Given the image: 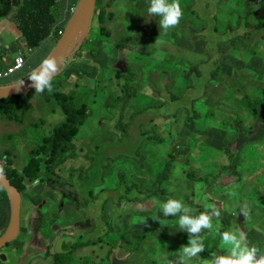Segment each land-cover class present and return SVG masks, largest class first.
Masks as SVG:
<instances>
[{
    "label": "rangeland",
    "instance_id": "obj_1",
    "mask_svg": "<svg viewBox=\"0 0 264 264\" xmlns=\"http://www.w3.org/2000/svg\"><path fill=\"white\" fill-rule=\"evenodd\" d=\"M241 1L181 0L187 27L176 29L172 36L166 39L155 36L151 27H148L136 59L131 61L126 53H118L117 65L109 70H99L92 85L88 83L89 86L81 85L78 80L80 87L72 90L75 76H70L65 82L60 71L66 63L59 68L53 79V85L62 88L64 92L75 91L77 102L85 103L88 111L91 112L78 135L67 147H72L85 156L87 163L92 166L88 184L93 187L92 195L97 200L103 201L100 208L92 205V208H95V217L90 215L89 220L83 210L67 211L66 205L63 206V212L48 217L46 241L55 234L57 225H70L66 234L73 239L75 237L104 239L103 242L91 245L90 249L87 246L75 251L69 257L70 264H98L97 262H100L105 254H108V257L102 264H110L112 261L110 256L113 253L120 257L118 262L126 261L125 264H167L166 260H175L179 248L186 245L188 239L184 232L179 230L178 225L173 224L178 217L163 216L160 205L169 198L147 197L142 192L143 184L156 179L157 169L162 166L165 158H169L172 154L176 155L174 168L178 173L179 183L174 195L182 197L183 199H178L196 209L197 214L200 211L196 206L200 207V204L194 202V194L210 199L211 205L220 215L216 207V205L220 206L217 200L224 201L220 224L226 225L230 230L229 233L237 237L241 234L247 239L263 236L259 238V250L260 254L264 255V138L254 144L241 146L236 160L232 163L227 151L230 143L214 145L209 127L205 132L198 131L202 129L200 124L208 111V108H204L206 104L215 108L231 109L226 102L224 88L217 86L215 80L205 73L207 67L222 62L224 72L236 75L238 69L253 68L260 63V72L264 73V58L260 55L250 57L248 54L253 50L251 44L233 40L223 44L224 49H220L208 36L216 27L217 31L214 33L216 40L229 35L227 28L239 19V13L233 12L232 6L239 5ZM251 1L262 5L258 6L260 10L256 13L258 19L264 15V0ZM145 4V0L116 1L113 6L115 16L112 26L115 38L126 33H135L138 25L136 9L142 10ZM100 6L99 0L92 19ZM15 12L16 10L2 19L0 26L7 22L15 24ZM53 12L58 16L57 6L53 8ZM183 20L184 18L181 23ZM91 28L88 26L85 34L77 40L76 46L90 31L92 38L94 30L99 31L100 23L96 17ZM230 33L231 38L237 33L244 34V29L230 30ZM17 34L8 28H0V47L4 43L13 45V48L7 51V57L3 58L0 53L2 70L8 67L12 59L14 60L13 49L18 43L19 49L25 50L26 44L20 29ZM111 40L112 38L105 39L109 42ZM56 42L55 36L51 35L37 50L46 51L56 45ZM103 47L102 53L105 55L108 46L104 44ZM93 48L88 40L82 46L85 50ZM70 61L71 59L68 58L65 62ZM119 67L123 69L122 75L118 74ZM79 68L83 76L89 73L88 68L82 66ZM163 71L169 72L167 78L163 77ZM111 79H114V82L107 85L106 94L104 92L106 87L103 84L106 81L110 82ZM8 80L11 82L10 78ZM0 83H6V80H0ZM166 83L170 86L169 91L166 89ZM244 84L246 83H242L241 86L243 87ZM1 86L3 85L0 84ZM141 86L147 87L148 91L139 90ZM172 95H177L179 99L173 100ZM48 97L52 95L45 90L28 99L29 104L32 105L31 111L34 116L32 120L39 121L38 118L44 120L43 125L39 127L44 136H49L51 129L65 118L60 108L54 112L40 109L52 108V104L45 101ZM258 116V122L261 124L264 119V108L259 110ZM157 117L159 120L168 121V125L164 124L160 136H164L168 146L173 147L174 150L158 144ZM185 120L187 125L182 133ZM22 126L25 127V123L18 124L11 120L3 123L0 120L2 130L13 132L0 134V167L8 173L12 185L21 190V199L28 203L40 202L43 199L40 186L46 183L56 187L59 193L65 194L66 199L79 209L80 204L74 196L78 192L87 191L88 188L80 189L81 185H72L71 179L60 177L69 183L64 184L54 174L40 173L33 167L31 152L44 150L40 145L43 140L38 139L34 134L19 131ZM260 128L257 126L255 129ZM28 130L32 131L30 127ZM105 134L109 148L101 153L98 148L103 147ZM256 134L257 131L247 134L240 129L238 139L232 143L237 145L235 152L240 143L247 139L252 140ZM73 163L75 162L69 159L62 164V168L70 169ZM27 167L30 169L27 170ZM209 175L216 178L204 185L202 178ZM195 187L198 190L194 189ZM5 191V187L0 183V192L5 193ZM5 194L9 199L7 192ZM234 201L238 208L234 206L227 211V205ZM98 203L100 201L96 202ZM245 203L249 206V215L242 220L240 208ZM206 204L209 205L210 202ZM10 206H12L11 202ZM86 212L89 214L90 209H86ZM11 213L12 211L8 215L7 226L0 229V234L9 230ZM62 214L64 215L61 216ZM159 220L163 222L160 223ZM37 221H44L40 207ZM73 221H76V224L73 225ZM89 221L93 223L97 221L99 224L93 227ZM52 222L55 224L50 227L49 224ZM15 240L16 237L11 242ZM61 240L56 246L57 249ZM216 242L218 252L215 255H227L231 245L225 244L223 240L218 243L217 238ZM37 245L44 247L41 243ZM158 252L162 254L159 258L155 257ZM5 263L13 264L12 261ZM191 264H200V260L194 258Z\"/></svg>",
    "mask_w": 264,
    "mask_h": 264
},
{
    "label": "trees",
    "instance_id": "obj_2",
    "mask_svg": "<svg viewBox=\"0 0 264 264\" xmlns=\"http://www.w3.org/2000/svg\"><path fill=\"white\" fill-rule=\"evenodd\" d=\"M78 1L79 0H0V20L7 17L9 14L13 13L16 10V12L14 13L16 26L18 30H21L23 41L25 42L26 47L31 48L32 51L29 53L32 54L35 52V50L39 51L37 50V48H39L42 42L47 40L51 35H54L56 40L60 37L58 31L65 27L71 15L74 13V8H76ZM113 1L114 0H103V6L99 14V21L101 22V26L98 32L94 30L93 38L91 37V20L89 27L91 28V31L83 39L84 42L88 40L90 44L94 46L93 49H90L91 51L95 50L96 44L99 41L104 40V36L108 32V29L104 22H108L113 19L114 14L109 11V7L112 5ZM145 1L146 4L144 6V10L136 18L138 22L137 35H126V41H130L131 39L135 38L136 44H140L143 41V36L147 32L148 27H151L154 35L160 34L163 35V37L166 39L170 35V33H174L176 29L188 26V23L185 21V10L181 5V0H179L183 10L182 19L184 18V20L182 21V23L180 21V24L178 26L170 29L167 33H164L163 31L160 32L158 25L159 17H152L151 15H149L147 11L149 7V0ZM56 6L58 16H55L53 12V8ZM258 6L262 5L254 3L251 0H242L239 5L232 6L231 10L233 12L239 13V19L238 21L232 22L229 25V28H227L229 35L216 40L214 34L217 31L216 27V29H213L208 34L210 40L216 42L220 49H224L223 44L225 43L233 40H241L247 44H251V46L253 47V50L248 53L250 57H258L260 55L264 58V15H261L258 19L256 18V13L260 11ZM185 24L187 25L185 26ZM240 28L244 29V34L237 33L230 38V30L237 31V29ZM117 47H120V45L117 44ZM237 71L239 72L236 75L224 72L222 62L217 63L214 66H209L205 70V73L208 74V76H210L213 80H215L217 86H222L224 88V92H226V102L231 107V109L227 110L224 108H215L206 104L204 108H208V111L206 112L205 116L202 119V123L200 124L202 126V129L198 130L202 131L209 125H212L222 136L228 135V143L230 144L227 147V151L229 153V160L232 163L236 160V156L241 146L254 144L256 141L262 140L264 138V119L262 120L261 124H259L258 122V112L261 108H264V73L261 74L260 72V63H257L253 68L243 67L238 69ZM17 72L10 77L0 79L6 80V83H0L3 85L1 87H7L14 80H17ZM72 72L73 71L71 69L64 70V72L62 73L63 78L68 76ZM162 73L163 77L165 78H167L169 75L168 71H163ZM118 74L121 75L119 72ZM8 78L11 79V82H9ZM25 79L26 77L24 78V80ZM63 80H65V78ZM242 83L246 84H244L242 87ZM169 88L170 86L168 85V83H166L167 91H169ZM34 94H36V92L35 90H32L27 95H14L11 98L0 99V120L7 118L12 122H25V128L27 132L29 134L33 132L34 128L37 125H42L43 123V120L41 118H38L39 121L32 120L34 118L31 111L32 105L29 104L28 99ZM50 94L52 95V97L46 98L45 101L52 104V108H60L63 111L65 118L63 121L57 123L53 127L51 135L46 138L45 151L42 150L38 152H31V162L33 163V167H35L38 171L55 169L73 155V148L67 147V145L73 140L75 136L78 135L84 121L91 114V112L88 111L87 105L85 103L77 102L75 93L73 92L53 90ZM172 99L177 100L179 99V97L177 95H172ZM221 109L225 111H220ZM158 121V133L156 138L158 139L157 142L159 145H165L168 147L166 138L164 136H160V133L164 130V124L167 125V123L165 120L158 119ZM257 126H260L261 128L258 130L255 129ZM29 127L32 131L28 130ZM240 129H243L247 134H253L255 131H257V134L253 137L252 140L247 139L244 142L240 143L239 148L235 152L237 145H232V143L238 139ZM54 145H56L57 147H62L63 149H59L57 151L61 156L60 159L55 163H51L49 161V156ZM107 146V143H104L103 147L99 149L103 150V148ZM42 156L44 157L40 159ZM174 160L176 161L175 154H172L169 158H165L162 166L157 169L156 179L143 184L142 187L144 191L142 192L145 196L182 198L180 196L174 195V191L179 186V183L177 181L178 173L174 168ZM26 169L29 170L30 168L27 167ZM230 169H232V167H230ZM230 173H232V170L230 171ZM188 176H190L189 173ZM213 178L216 177L211 175L203 177L202 179L204 180V185ZM194 189L198 190L197 187H195ZM5 193L0 192V201H6L7 205L9 206L10 200ZM196 195L197 194H194V202L200 204V207L196 205L193 206H196L200 212H205L207 210L206 202H210L211 204L212 201L206 197ZM98 200L100 201V203L95 205L97 208H100L103 205V201L100 199ZM83 207L87 208L88 204L83 205ZM216 218H220V214L214 216L212 221ZM159 222L162 223L163 220H159ZM98 224L99 223L95 221V225L98 226ZM173 224L178 225V220L173 221ZM57 228L60 231L63 227L57 225ZM214 233V224L211 230H207L201 233V237L203 239L205 247V249L200 254L201 259H212L213 254L215 255L218 252L216 238L218 240V238L220 237V232H218L217 234L215 233L216 236L213 235ZM184 234L188 237V233L184 232ZM103 241L104 239L102 237H83V239H75L72 247L69 246L66 249V253L71 254L73 251L75 252L80 248L91 246ZM245 242L248 246H255L258 250L260 248L259 242L254 240L253 238H245ZM159 261H161V259Z\"/></svg>",
    "mask_w": 264,
    "mask_h": 264
},
{
    "label": "flooded vegetation",
    "instance_id": "obj_3",
    "mask_svg": "<svg viewBox=\"0 0 264 264\" xmlns=\"http://www.w3.org/2000/svg\"><path fill=\"white\" fill-rule=\"evenodd\" d=\"M98 2L99 0H96L95 8H97ZM100 2H101V6L97 9L95 17L97 18V21L100 23V26H101V22L99 21V14L101 12L103 0H100ZM143 10L144 8L142 10L136 9V18L141 14ZM109 11H111L115 16V13L113 10H109ZM114 16H113V19H114ZM111 21L104 22L108 29V32L105 34L106 38H112V35H113V31L111 30ZM137 30H138V25H137V28L134 34L126 33L125 36L126 35L135 36L137 35ZM172 34L173 33H170V35L167 38H170ZM155 36L164 38L163 35H160V34L155 35ZM142 42L140 44H136V47H139L142 44ZM115 46H117L116 43H115ZM67 81L68 80L66 79L65 82ZM53 87H54L53 90H60L59 87H56L54 85ZM106 90L107 89L105 88L104 91L107 94ZM40 109L41 110L45 109V110H48L49 112H54L58 108H40ZM1 121H3V123H8L10 122V119L4 118ZM22 123H25V122H21L18 124H22ZM43 123H44V120H43ZM42 125H37L34 128V131L30 134H34L38 139L41 138L43 140V142L40 145L44 148V151H45L46 138L51 135L53 128L51 129L49 136H44L41 134V130L39 129V127H41ZM19 131L27 132L24 126H22ZM12 133L13 132L4 131L0 128V134H12ZM103 143H107L106 134H105ZM108 148L109 146L104 147L103 150H100L99 148L98 149L101 153H103ZM59 149H63V148L57 147L56 145H54V147L51 149V154L49 156V161L51 163H55L57 160L60 159L61 156L57 152ZM73 152H74V155L70 159L73 162H75V165H72L70 169H63L61 166H58L55 169L41 170L39 172L40 173H51L52 175L54 174L55 176H57L56 178L64 184H69V183L61 178H65L68 180L71 178L72 185L79 184L81 185L80 189L88 188L87 191L78 192L74 196L75 200L80 204V208L76 209L75 206L66 199L67 196L63 193H59L56 187H52L50 185H47L46 183L41 185L40 188L42 189V192H43V199L40 202L33 201L32 203H28L21 199L20 220H19L20 231L18 235L16 236V240L14 242L10 241L5 246L0 247V264H6L5 261H12L13 264H32V263L70 264L69 257H71L75 252L73 251L71 254H67L66 249L69 246L72 247L73 242L75 241V239H78V238L75 237L73 239L71 236H68V234H66V230H68L71 227L70 225H66V226L60 225L63 228L60 231L58 230V228H56L55 234L50 236L49 240L46 241L47 234H45V230L47 229V226L49 223L48 217H51L60 212H63V206L66 205L67 211H70L71 209H75L78 212H80L81 210H83L85 214H87L86 218L89 220L90 215H93L95 217V208L93 209L92 205L95 206L96 202L99 201V200H96L95 197L92 195L93 187L90 184H88L90 177H91L92 166L89 163H87L88 160L86 159V157L82 156L74 148H73ZM43 157L44 156H42L40 159H42ZM8 162H9V159L6 165H8ZM41 181H44V180H41ZM19 192L21 195V190H19ZM93 201H96V202L93 203ZM1 204L7 205V202L3 201L1 202ZM9 204H10V201H9ZM86 204H88V207L84 208L83 205H86ZM9 207L11 206L9 205ZM39 207L41 209V214L44 215L43 222L37 221ZM88 208L90 209L89 214L88 212H86V209ZM22 215H23L24 221L21 217ZM63 215L64 214H62L61 216ZM91 223L93 227H95V223L93 222ZM5 224H8V218ZM54 224L55 223L52 222L51 224H49V226L51 227ZM72 224L73 225L76 224V221H73ZM2 228L3 226L0 223V229ZM3 233H1L0 235H2ZM92 238H96V237H92ZM60 240L61 242L57 249L56 246ZM106 240L109 241V239H106ZM38 243L43 244L44 247H39L37 245ZM88 248L90 249L91 246H88ZM107 257H108V254H105L103 256V259H101V261L97 263H104L105 258ZM110 257L112 258V261L110 264H115L116 262L117 264L126 263V261H124L123 263L118 262L120 257L116 253H113Z\"/></svg>",
    "mask_w": 264,
    "mask_h": 264
},
{
    "label": "clouds",
    "instance_id": "obj_4",
    "mask_svg": "<svg viewBox=\"0 0 264 264\" xmlns=\"http://www.w3.org/2000/svg\"><path fill=\"white\" fill-rule=\"evenodd\" d=\"M147 11L152 17H159V29L164 33L178 26L183 17L179 0H149ZM60 62L55 56L45 58L37 68L27 75L30 86L35 89L36 93H43L45 90L49 93L53 91V79L59 71ZM24 83L23 79L16 85L18 91ZM73 164L75 165V163ZM59 166L62 167V164ZM2 172L3 169L0 168V174ZM160 209L164 217H178L179 230L188 233V243L182 245L175 255V260L169 259L167 264H191L194 258H199L200 264H264V255L259 254V250L255 246H248L243 234L237 237L229 232L222 233V240L225 244L231 245L227 255L213 254L212 259L200 258L201 252L205 249L201 233L213 228L215 219L213 221L212 219L218 215L213 205H207L205 212L197 214L196 209L188 206L181 199L169 198L161 203ZM240 212L247 217L249 206L245 203L240 208Z\"/></svg>",
    "mask_w": 264,
    "mask_h": 264
},
{
    "label": "crops",
    "instance_id": "obj_5",
    "mask_svg": "<svg viewBox=\"0 0 264 264\" xmlns=\"http://www.w3.org/2000/svg\"><path fill=\"white\" fill-rule=\"evenodd\" d=\"M116 1L117 0H114L112 2V5L109 7V10H113V6L116 3ZM102 6H103V4H102ZM64 19H65V16H64ZM93 19H92V22H93ZM1 20H0V24L3 21V20L2 21ZM113 20L111 21V30H112V26H113ZM0 28H8L10 31H12V32H14L16 34H17V31H19L17 26H16V23L12 24L10 22H7L6 24L1 25ZM21 36H22V34H21ZM124 37H125V34L120 36V37H118V38H115L114 37V33H113L112 40H111V42H109V41H105L106 37L104 36V40H101V41H99L96 44V47H95L94 51H91L90 49L89 50L82 49V46L85 43L84 41H82L79 44V46H76L74 49H72V54H70L63 61V63L60 65V67H61L64 63H66V65L60 71L61 74L64 72V70L71 69L73 71L71 74H69L68 76L64 77L65 80H66V78H67V80H69L70 76H72V75L75 76V78H74L75 84L73 85L72 90H76L78 87H80L78 82H77L78 80H80L81 85H86V86H89L88 84L92 85L93 81H94V79H95V77H96V75H97L99 70H101V69L102 70L103 69H108L109 70V69H112L113 66L117 65V63L119 61L118 58H117V54L118 53H121V52L126 53L129 56L131 61L133 59H136V55L139 54L138 50H139L140 46L136 47L135 39H131L130 41H126ZM115 43L120 45V47L115 46ZM104 44H106L108 46V51L105 52V55L102 53V49L104 48L103 47ZM54 45L51 48H49L48 50H46V51H42V50L36 51L35 50L34 53L30 54L27 51L26 47H25V50L19 49V43H18V45L15 46L14 49H13L14 52H15V57L20 51H23L25 53V58H27V57L28 58H27V61L25 62V67L17 72V74H16V79L17 80H14L10 85L9 84L8 85L11 86L12 84L19 83L25 77L27 79L28 78L27 75L33 69L37 68L41 64L43 59L50 57ZM12 48H13V45H9V44H5L4 43V45L0 47L1 56L4 58L6 56L7 51L12 49ZM26 53H27V56H26ZM47 54H49V55L46 56ZM15 57H14V60H15ZM68 58H70L71 61L70 62H65ZM7 60H9V59L7 58ZM14 60L12 59L11 62L8 63V66L13 64ZM80 66L89 69V73L86 76L82 75L81 70L79 68ZM119 69H120L119 73L122 75L123 69L121 67H119ZM65 80H63V81H65ZM113 82H114V79H111L110 82H108V81L104 82L105 84H103V86L106 87V89H107L108 88L107 85H109L110 83H113ZM53 89H54V87H53ZM60 90L63 91L62 88H60ZM139 90L148 91V88L145 87V86H141L139 88ZM70 92L75 93V91H70ZM101 123H102V121H101ZM166 123L168 125V121H166ZM186 125H187V123H186V120H185L184 126L182 127V133H184ZM208 127L211 129L212 142L214 143V145L221 144V143H228L229 142V136L228 135L222 136L218 132V130L212 125H209ZM208 127H206L204 130H202L200 132L207 131ZM170 150H174V148L171 147ZM142 189H143V187H142ZM142 191H144V189ZM228 200L231 201V199H228ZM217 201L220 203V206L216 205V207L220 211L221 215H220V218H216L215 219L214 225H215V232L216 233L220 232V239L217 240L218 242H220L222 240V233L230 232V230H229V228L226 225L220 224L221 223L222 212L224 210V201H219V200H217ZM1 202H3V201H0V223H1V225L3 227H6L7 224H5V222H6L7 218H8V215L10 214L11 207H9V206H7L5 204H1ZM225 202H226V200H225ZM235 204H236V201L229 203L227 205V211H229L230 208L236 206ZM21 217H22V219L24 221L23 215ZM244 218H246V217L242 215V220H244ZM226 228H227V230H226ZM213 235L216 236L215 233ZM253 237H254L253 238L254 240L260 242L259 238H261L263 236H257V237L253 236ZM206 255H207V253H206ZM160 256H162V254L160 252H158V254L155 257L159 258ZM166 262H167V260H166Z\"/></svg>",
    "mask_w": 264,
    "mask_h": 264
},
{
    "label": "water",
    "instance_id": "obj_6",
    "mask_svg": "<svg viewBox=\"0 0 264 264\" xmlns=\"http://www.w3.org/2000/svg\"><path fill=\"white\" fill-rule=\"evenodd\" d=\"M96 6V0H79L74 13L71 15L67 24L64 27L63 34L58 38L56 45L54 46L50 57H57L61 62L72 54V49L76 47L77 40L82 37L92 20L93 12ZM86 37V36H85ZM84 39V38H83ZM82 39V41H83ZM81 41V42H82ZM79 46V45H78ZM49 57V58H50ZM25 83L18 91L16 85L12 84L7 87H0V99L11 98L14 95H27L32 90H35L30 86V82L27 79L24 80ZM0 183L5 187V190L9 196L11 206V218L9 224V230L5 231L3 235L0 236V247L5 246L12 239H14L20 231V205H21V195L17 187L12 185L8 174L4 171L0 174ZM10 211V212H11Z\"/></svg>",
    "mask_w": 264,
    "mask_h": 264
},
{
    "label": "built area",
    "instance_id": "obj_7",
    "mask_svg": "<svg viewBox=\"0 0 264 264\" xmlns=\"http://www.w3.org/2000/svg\"><path fill=\"white\" fill-rule=\"evenodd\" d=\"M75 10V8H74ZM64 32V28L60 29L58 31V34L61 36ZM27 48L28 52H31V48ZM25 62H26V58H25V53L23 51H20L16 57L15 60L13 62V64L9 65L6 70H0V79H4L7 77H10L11 75H13L14 73H16V71L22 69L25 66Z\"/></svg>",
    "mask_w": 264,
    "mask_h": 264
}]
</instances>
